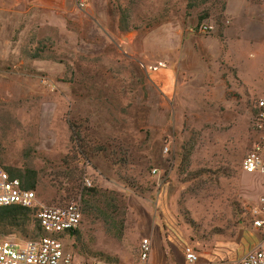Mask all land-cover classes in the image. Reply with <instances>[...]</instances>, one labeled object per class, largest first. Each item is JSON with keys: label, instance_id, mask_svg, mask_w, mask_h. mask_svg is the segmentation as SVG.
Masks as SVG:
<instances>
[{"label": "rangeland", "instance_id": "rangeland-1", "mask_svg": "<svg viewBox=\"0 0 264 264\" xmlns=\"http://www.w3.org/2000/svg\"><path fill=\"white\" fill-rule=\"evenodd\" d=\"M85 1L0 23V167L36 171L46 205L80 202L91 180L107 214L62 236L73 264H141L163 215L200 257L238 260L258 237L261 184L242 162L260 137L264 0Z\"/></svg>", "mask_w": 264, "mask_h": 264}, {"label": "built area", "instance_id": "built-area-1", "mask_svg": "<svg viewBox=\"0 0 264 264\" xmlns=\"http://www.w3.org/2000/svg\"><path fill=\"white\" fill-rule=\"evenodd\" d=\"M78 5L86 7L85 0H77ZM200 32L210 33L213 27L201 25ZM253 128L260 134L253 149L245 156L242 169L250 175L264 176V99L256 102L253 112ZM167 151V150H166ZM158 170H152L157 175ZM85 188L92 182L85 178ZM20 206L35 210V219L42 235L34 239L13 241L0 240V264H73V257L66 251L62 236L78 231L83 222L80 202L64 206L46 205L39 201L37 191L24 189L17 178L0 167V207ZM253 228L258 232L254 247L238 260H218L200 263V255L192 246L184 250L185 264H264V195L258 205L251 210ZM141 264H155L152 261L153 244L150 238L140 241Z\"/></svg>", "mask_w": 264, "mask_h": 264}, {"label": "crops", "instance_id": "crops-1", "mask_svg": "<svg viewBox=\"0 0 264 264\" xmlns=\"http://www.w3.org/2000/svg\"><path fill=\"white\" fill-rule=\"evenodd\" d=\"M77 0H0V23H5L17 18L19 16H26L31 13L32 10L38 14L44 16L47 12H65V10H72L75 8ZM249 0H238V3H242L245 13ZM230 3V0L228 4ZM261 16V14H259ZM8 23V22H7ZM260 181L261 186L258 188L260 197L264 195V176L250 175ZM259 197V198H260ZM132 199V198H131ZM138 198L134 197L131 200L133 207L135 202H138ZM164 211V210H163ZM163 220L166 226L165 231L158 228V225L150 221L147 228L142 233V237L151 238L153 242V254L152 261L155 264H185L184 250L188 245V242L182 238V234L179 228L175 226L174 220L171 222V216L163 215ZM181 254V257H178ZM220 260L214 254L203 255L200 257V263L216 262Z\"/></svg>", "mask_w": 264, "mask_h": 264}, {"label": "trees", "instance_id": "trees-1", "mask_svg": "<svg viewBox=\"0 0 264 264\" xmlns=\"http://www.w3.org/2000/svg\"><path fill=\"white\" fill-rule=\"evenodd\" d=\"M70 128L72 131V142L74 145H77V151L82 154H77V156L81 157L83 161L88 162L93 156L91 154H87L83 150L80 149L79 141H80V132H78L77 128L70 124ZM86 153V154H84ZM91 156V157H90ZM3 168V167H2ZM5 169L11 176V178H17L21 181L22 187L24 189L36 190L38 183V174L34 170H25L24 172L17 168L5 167ZM82 199L80 200L81 208L84 214H90L96 209L98 212L102 213L105 217L107 214L106 210H102L99 206V202L93 204L91 201L93 199L98 198L97 190L94 188H84L81 192ZM109 200L108 202H110ZM108 208L111 209V204L107 205ZM117 210L118 208L115 207ZM114 209V210H115ZM92 210V211H91ZM111 213L115 211H110ZM109 218H112L110 214L107 215ZM104 219V218H103ZM107 221V219L105 218ZM33 227V230L29 231V228ZM18 230L24 233V236L28 239H34L38 236H41V230L37 226V222L35 219V210L27 209L20 206H9V207H0V232L7 233L10 231ZM78 231L74 232L76 234Z\"/></svg>", "mask_w": 264, "mask_h": 264}]
</instances>
